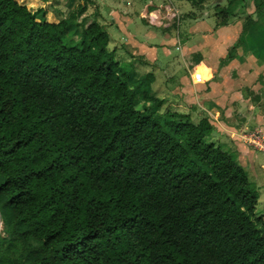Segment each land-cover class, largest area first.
I'll return each instance as SVG.
<instances>
[{"label": "trees", "instance_id": "trees-1", "mask_svg": "<svg viewBox=\"0 0 264 264\" xmlns=\"http://www.w3.org/2000/svg\"><path fill=\"white\" fill-rule=\"evenodd\" d=\"M86 9L0 0V264H264L247 173L207 117L162 111L152 74L130 83Z\"/></svg>", "mask_w": 264, "mask_h": 264}, {"label": "crops", "instance_id": "crops-1", "mask_svg": "<svg viewBox=\"0 0 264 264\" xmlns=\"http://www.w3.org/2000/svg\"><path fill=\"white\" fill-rule=\"evenodd\" d=\"M146 12L148 10L143 8L140 19ZM156 13L158 11H153L150 15ZM114 17L111 25L126 38L124 46L129 54L132 57H144L148 63L155 61L156 45H144L142 40H138L139 36L146 42L154 38L150 31L154 28L152 24H143L138 29L132 20L122 16ZM204 18L190 19L199 23ZM259 30L258 27L255 30L257 36L254 31L242 35V26L238 22L226 27L214 26L212 30L203 32L192 29L190 34L193 37L187 40V45L183 44L179 49L183 62L188 56H192L195 66L188 69L187 75L179 81L174 79L172 88L175 96L185 99L175 107L177 112L188 115L182 111L187 110L189 113L196 112L203 115L201 117H207L214 128L216 143L231 150L236 157V163L244 170L250 166L252 174L260 179L264 187V165L258 167L254 162L256 153L264 155V152L254 150L241 141L249 130H257L264 135V33L259 34ZM166 38L169 39V34ZM249 42H253L255 46L251 48ZM177 46L176 43V49ZM234 47L235 58L227 61L228 53ZM155 92L152 91L156 96ZM184 103L187 104V109ZM190 119L193 120L192 117Z\"/></svg>", "mask_w": 264, "mask_h": 264}, {"label": "rangeland", "instance_id": "rangeland-1", "mask_svg": "<svg viewBox=\"0 0 264 264\" xmlns=\"http://www.w3.org/2000/svg\"><path fill=\"white\" fill-rule=\"evenodd\" d=\"M17 1L26 4L31 10L40 9L41 6L44 7V11L47 13V20L54 23L68 18L69 14L75 11L80 4L85 3L87 7L86 12L77 21V23H82V20L86 23L96 20L100 26L106 29L110 37L108 50L115 52V58L117 61L125 65H132L133 67V74L131 75L130 83L133 84L135 81L142 79L145 75L152 74L154 82L151 85V89L152 91H156L155 93L158 99L165 102L162 107V111L171 109L177 112L178 110L175 107L185 101L184 97L181 98L179 95L175 96L174 89L172 88L175 82L173 83L172 81L174 79L178 81L179 79H182L183 76H186L187 72H189L188 69L190 70L195 65L192 61V56H188L185 62H183L181 58L182 52L180 51L181 46L183 44L187 45V40L193 37L190 34L192 29L196 32H203L205 30H212L213 27L216 26L217 21L215 15L217 13V8H226L229 3H231L232 17H230V25L238 22L242 26L245 23L246 18L249 17L254 21L250 31H254V34L257 36L258 33L255 30L258 27L261 30H259V34L264 33V9H258L260 3L264 2V0H207L203 6L199 8L193 7L190 2L177 0ZM143 8H146L148 13L146 12L143 18L140 19V14ZM153 11H158V13L150 15ZM258 12H261L260 16L257 15ZM115 15L132 20L133 24H135L134 26L138 27V29L144 25H149V23L152 24V27L155 28L150 29L154 36V38L151 39L152 41L149 40L146 42L145 39L140 38V36L138 40H140V42L142 40L144 45L146 43L153 46L156 45V47H154V55H156V60H153L154 62L152 61L151 63H148L144 60V57H132L129 54L128 50L124 46L126 38L111 25L112 21L115 19ZM200 17H205L202 22L195 23V21L192 20ZM129 29L130 28H128V30ZM77 32L78 26L71 30L66 40L68 39L67 41L70 43L76 44V41L78 40V37L76 36ZM137 32L139 33V31ZM168 34L169 39L166 38V35L168 36ZM181 40L183 42H178ZM176 43L178 45L177 49ZM163 45L164 47H162ZM184 106L186 109L188 108L185 103ZM182 111L188 113L189 117L193 118L191 122L194 124H197V121L199 122L200 117L203 116L197 114L196 112L189 113L187 110ZM253 131L257 130H249L245 132V134L249 136ZM258 132L261 134L260 131ZM261 138L264 139L263 133L261 134ZM248 139L252 140L250 137H248ZM207 141H209V139ZM211 141L216 142V136L214 134ZM241 141L248 147L258 150V148L252 146L247 139L242 138ZM222 147L224 146L222 145ZM229 151L231 152V150ZM232 158L236 161V157L233 153ZM254 162L258 167H260L261 164L264 165V155L257 152ZM244 171L247 173L249 181L256 186L258 191L259 199L255 213L257 216H262L264 220V187H262V182L260 179L255 178L250 170V166ZM1 230L2 227L0 229V233Z\"/></svg>", "mask_w": 264, "mask_h": 264}, {"label": "built area", "instance_id": "built-area-1", "mask_svg": "<svg viewBox=\"0 0 264 264\" xmlns=\"http://www.w3.org/2000/svg\"><path fill=\"white\" fill-rule=\"evenodd\" d=\"M248 137H250L252 140L248 139ZM244 139H247L248 142L254 146L255 148H258V150L263 151L264 152V139L261 138V134H259L258 131H253L249 136L248 135H244L243 136ZM260 138V139H259ZM2 225L0 223V229H1Z\"/></svg>", "mask_w": 264, "mask_h": 264}]
</instances>
